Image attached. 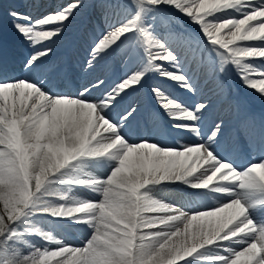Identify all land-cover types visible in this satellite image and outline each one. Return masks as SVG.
Returning <instances> with one entry per match:
<instances>
[{"label":"clouds","instance_id":"9594fccd","mask_svg":"<svg viewBox=\"0 0 264 264\" xmlns=\"http://www.w3.org/2000/svg\"><path fill=\"white\" fill-rule=\"evenodd\" d=\"M236 2L244 8L241 18L219 23L196 20L199 0H186L182 10L220 60L256 73L250 58L264 60V34L259 46L241 42L264 29V0ZM155 44L149 63L159 69L152 61L176 57ZM30 87L35 107L55 105L51 92ZM110 104L92 102L89 139L70 132L43 136L35 122L7 140L0 132L6 145L0 148V264H264V154L243 168L222 156L219 129L202 133L199 107L168 100L167 120L157 114L128 125L129 114L105 115ZM130 128L139 129L134 140ZM184 133L195 141H183ZM259 145L264 153V137ZM89 164L107 167V175L86 172ZM74 185L99 199L72 195ZM38 214L50 218L47 229L29 223ZM77 228L89 232L81 246L56 234ZM27 234L57 246H28Z\"/></svg>","mask_w":264,"mask_h":264},{"label":"bare ground","instance_id":"6f19581e","mask_svg":"<svg viewBox=\"0 0 264 264\" xmlns=\"http://www.w3.org/2000/svg\"><path fill=\"white\" fill-rule=\"evenodd\" d=\"M32 1L39 2L48 7L46 11L41 12L43 13L41 15H38L40 12L37 10L34 11V22L36 19H40L50 12L61 10L63 7L77 2V0H0V5L4 6L6 10L2 16L5 19H9L10 17L7 13L11 8L21 11V9H18L21 8L19 7L21 4L26 5ZM105 2L106 0H86L87 8L82 7L80 11L76 13L75 19L70 17L66 22V31L64 36L59 40V43H56L54 38L30 41L22 34L19 42L9 43L4 40L0 34V49H2L4 44L8 46L7 48L5 46L2 53H0V82H8L0 83V132L4 133L5 140L12 135L13 131L22 135L27 125L33 122L36 123L38 130L43 136L70 132L81 139L90 138L89 133L91 132V124L93 123L92 112L90 110L92 108V101L81 99L76 93L81 85L88 86L91 89L96 84L95 76L99 73L89 72L88 64H85L81 72L77 73L74 71L66 73L62 70L61 77L56 79L54 83H49L46 89H50L51 93L57 97L55 105L44 104L40 107H35L33 92L30 87L31 82L19 79L24 78L26 74H22L17 71V69L26 61V58L34 54L33 50L45 51L47 48H51L53 52L49 53V55L52 57V61L59 67L62 64V60L65 58H75L78 50H83L84 48L90 50V45L93 42V33H99L102 28L107 29V25L112 19V12L110 17H104L107 16V14H101L99 19L95 18V15L98 14L101 9L105 10V8L101 7ZM253 2H255V0H253ZM231 4L236 7H230ZM242 9L243 6L238 4L236 0H199V6L196 9V20L200 21L202 24H207L209 22L219 23L216 21L217 18L224 17L228 13L238 14ZM96 20L101 21L102 24L100 25ZM183 20L188 21L191 27L199 26V24L186 16ZM54 28L55 26L52 24L38 26L36 30L53 31ZM262 32H264V29H261L259 32L249 33L251 38L246 41L258 43L260 40L257 37ZM133 42L134 44L137 43V35L134 36ZM192 43L193 47L198 49V57L202 53L207 63L210 64L214 61L216 66L219 67L220 59H218L212 48H206L210 46L207 45L204 39L201 42L192 41ZM170 48L174 49L176 52L182 53V57L187 59L185 67L182 70H190L189 77L192 78L191 82L195 85L198 80H200V83L195 86V89L190 91V97L187 99V103L191 105L197 102L210 103L208 112L204 115V120L207 122L205 132L207 126H210L212 121H222L225 125L224 135L221 137L224 143L221 145H232L233 150L227 153L220 150L218 147L220 154L234 160L238 167H242L248 161L259 159L261 155L264 154L259 145V140L264 137V96L258 94L257 90L247 87L243 82H240V84L229 83L225 86L223 85L219 95H216L214 92L210 93L209 89H213L214 84L206 83L205 68L192 62L190 51L175 47ZM250 59L261 62L260 58ZM111 61L108 71L115 70V67H117V69L120 67L125 70L126 65L123 61V57L114 54L113 57H111ZM227 66L233 70V73L235 70L238 72V76H242L243 78V75L239 71L240 69L235 65H225L224 67ZM5 76L7 77L6 80L3 79ZM103 77L104 76H101V79H103ZM221 77L222 73L220 74V79ZM226 77L228 78L229 76L227 75ZM89 81L92 83L89 84ZM153 83L154 78L150 77L146 83L149 88L141 90L138 102L150 107L159 117L164 118L163 114L158 113L154 108L155 105L151 97L155 96L153 94H151V97L149 96L151 84ZM157 83L161 84L162 88L164 87L160 80H158ZM111 84L112 81L108 80L105 87H108L110 90ZM205 84H207V89H204ZM166 89L171 92L174 90V85L166 87ZM156 93L157 96L155 99L157 97L160 98V102L157 103V105H162V102L166 100V93L161 91H156ZM100 94V91L91 92L92 96H99ZM9 111L12 117H10L11 114L8 115ZM164 119L167 120V118ZM253 124L257 125L256 133L254 136H250L248 134V128ZM139 134L138 128L129 129V139L134 140ZM182 139L185 142L195 141V137L191 133H184ZM172 142H175V138H173ZM246 144L251 147V150H249L250 153H245L241 156L233 154L237 152L234 151V145L242 147ZM0 148H6V145H0ZM52 150H58V146H53ZM85 171L94 172L97 176L104 177L107 175L108 169L105 166L89 164L85 167ZM259 178L258 175L257 179ZM71 194L85 200L95 201L99 199L96 193L81 185H74ZM158 194L163 195V193ZM42 217V214H38L33 217L29 223L40 227ZM21 234L24 235L23 232H21ZM56 234L61 236L65 243L72 244L73 246H81L89 236V232L83 228H77L75 230L58 229ZM37 237L38 236L33 234H27L29 240L28 246H32L33 243H35V247L39 248L57 246L54 244L46 245V242L38 240ZM32 238L35 239L33 240Z\"/></svg>","mask_w":264,"mask_h":264},{"label":"snow or ice","instance_id":"6c2138e0","mask_svg":"<svg viewBox=\"0 0 264 264\" xmlns=\"http://www.w3.org/2000/svg\"><path fill=\"white\" fill-rule=\"evenodd\" d=\"M185 2L186 0H179V4L173 2V0H106L101 7L112 12V19L108 23L107 29L102 28L99 33H93V42L90 45L92 59L87 61L89 72L99 73L95 76L96 84L91 89L88 86L81 85L76 95L81 99L92 102L110 100L111 104L106 106L105 115L111 119L119 120L125 114H129L124 122L131 125L141 119L154 121L157 115L150 107L138 102L139 94L145 88L149 71L179 82L185 90L193 91L195 85L191 82L192 78L187 76V74L181 75L178 71H169L165 67L157 69L149 63L152 60V54L156 52L153 49L159 48V45L155 44V42L161 41V39L157 38L160 36V33L156 31L158 26L164 29L163 40L165 42L163 46L172 54L173 51H170L169 47L189 50L192 62L205 68L206 83L214 84V88L209 89V92L219 95L223 88L220 74L229 71L230 69H226L224 66L231 64H225L224 61L220 60V65L217 67L214 61L210 64L207 63L202 53L199 57L197 56L198 49L193 47L191 33L178 26V22L186 16V13L182 10ZM191 2L192 0H187V3L190 4ZM82 7V4L71 3L61 10L50 12L45 17L36 19L34 23L30 14H25L19 10L10 9L7 15L12 20V27L28 40L55 38L59 41L66 31L64 22L68 21L70 17L75 19L76 13ZM52 24L56 25L53 31L36 30L38 26ZM137 33L143 43L147 45L148 63L146 65L133 42V38ZM33 51L34 54L26 58V61L17 69L22 74H26L24 78L19 79L39 84L46 90L49 83H54L56 79L61 77L62 68L52 61V57L49 55V53L53 52L51 48H47L45 51ZM114 54L123 57L126 66L123 72L116 74L115 78L120 82L109 90L105 85L110 78L108 69L112 62L111 57ZM175 57V59L164 57L163 59L159 58V60L174 62L177 61V56L175 55ZM152 63L160 65L157 63V59L152 61ZM173 67H177V65L173 64ZM256 67L259 71L252 74L264 77V60H261ZM161 73L164 74L162 75ZM243 74L245 85L257 90L258 94L264 96V86L256 83L257 80H264V78L254 79L252 74L245 72ZM101 76H104L105 79H101ZM3 79L6 80L7 77L5 76ZM88 83L91 84L92 82L89 81ZM155 89L160 88L152 85L150 91L156 97ZM46 91L51 92L50 89ZM92 91H100L101 94L92 96ZM198 107L199 111L197 114L200 116L199 125L202 133L205 135L213 134V129L218 128L219 136L222 137L225 127L222 121H212L205 132L207 122L204 120V115L208 112L210 103L197 102L191 106L193 110ZM256 129L257 125L253 124L248 128V134L254 136Z\"/></svg>","mask_w":264,"mask_h":264},{"label":"rangeland","instance_id":"374dc122","mask_svg":"<svg viewBox=\"0 0 264 264\" xmlns=\"http://www.w3.org/2000/svg\"><path fill=\"white\" fill-rule=\"evenodd\" d=\"M76 3H79V4H82L83 5V8H87V4H86V0H77V2ZM230 7H236L235 5H233V4H231L230 5ZM43 8H45V6H41L40 7V10H42ZM5 8H4V6H1L0 5V32H2V34L6 37V39L7 40H9V39H16V38H20V36H21V34L20 33H18L13 27H12V20H10V19H5L3 16H2V14L3 13H5ZM243 11H244V8L241 10V12L240 13H238V14H236V13H228L226 16H224V17H219V18H217V22H221V21H225L226 19H232V20H234V19H240L241 18V16L243 15ZM99 12V11H98ZM103 15V14H107V16H104V17H110L111 15V11L110 10H107V9H105V10H103V9H101L100 10V12L98 13V14H96L95 15V18L96 19H99V17H101L100 15ZM79 16V15H78ZM185 18V17H184ZM183 18V19H184ZM180 20L179 22H178V26H179V28H181V29H184V30H186L187 32H189V33H191V36L193 37V41H199V42H201L203 39H204V41H206V37L204 36V34H203V32H202V30H201V28L199 27V26H197V27H191L190 26V23L188 22V21H185V20ZM96 21H98L99 22V24L101 25L102 23H101V21H99V20H96ZM22 22V21H21ZM66 22L67 21H65L64 22V24H66ZM54 26H56L55 24H53ZM156 31H157V33H160V36H158L157 38L158 39H161V42L162 43H164L165 41L163 40L164 39V36H163V32H164V29H161V28H159V26L157 27V29H156ZM262 34H264V32H262V33H260L259 35H258V39H259V37L262 35ZM137 35V43L135 44V46H136V48L139 50V53H140V55H141V57H142V59H143V61H144V63H145V65L148 63V54H147V45L146 44H144L143 43V41H142V39L140 38V35L137 33L136 34ZM54 40H55V42L56 43H59V41H57L55 38H54ZM242 44H244V45H246V46H248V47H255V46H259V44H254V43H252V42H249V41H243V42H241ZM167 46V45H166ZM206 48H211V47H206ZM169 50L170 51H173V54L174 55H176L177 56V61H174V62H167V61H162V60H159V58H157V63H159L160 65H161V67H165V68H167L169 71H178V73L179 74H181V75H185L184 73H183V68L185 67V64H186V60H185V58L184 57H182V53H180V52H176L174 49H172V48H170L169 47ZM208 50V49H207ZM153 51H158V49H154ZM80 55H83V53H79ZM218 57V56H217ZM182 58V59H181ZM218 59H220L219 57H218ZM88 60V57L87 56H85V60H83V61H87ZM252 61H254V66H258L259 64H260V61H255V59H251ZM83 63V62H82ZM64 64H67V61L66 60H64ZM173 64H176L177 65V67H173ZM181 67V68H180ZM226 69H230V67L229 66H227V67H225ZM124 71V70H123ZM189 71L190 70H188V73H189ZM240 71V73L242 74V75H244L243 74V72L241 71V70H239ZM185 73H187V72H185ZM227 75H229V77L233 80V82L235 81L236 83H238V82H243V78H242V76L240 77V76H238L239 74H238V72H236L235 70H234V73H233V70H229V71H226L225 73H222V78H221V81H222V83H223V85H226L227 83H230L231 81L229 80V79H227V80H225V78H227L226 76ZM253 75V78L254 79H260V78H263V77H259L258 76V74H252ZM111 76H112V73H110V78H111ZM188 76V75H187ZM150 77H153L154 78V83L153 84H151V86L152 85H156V86H159V88L160 89H155L156 91H161V92H163L164 93V91L166 92L167 91V89H166V87H167V84H169V83H175V84H179V82H175V81H172L170 78H165V77H161L158 73H155V72H152V71H149L148 72V78H150ZM158 80H160V82L161 83H163V85H164V87L162 88V86H161V84H159V83H157V81ZM120 81L119 80H116L115 81V83H114V85L112 86V87H114L115 86V84L116 83H119ZM147 82V81H146ZM199 82L200 81H198V83H196L195 85L197 86L198 84H199ZM148 87V86H147ZM149 88V87H148ZM208 88V87H207ZM206 88V89H207ZM149 93H150V91H149ZM152 93H150V95H151ZM187 97V94H184L183 92H181V90H177L176 89V91L175 92H173V93H169V92H167V99L166 100H164V102H163V105H162V107H164V104L168 101V100H175V101H178V102H180L181 104H183L184 106H186V107H188V105L186 104V102H185V98ZM154 98V100H155V102L156 103H159V97H157L156 99H155V97H153ZM156 103H154V104H156ZM189 109H191V108H189ZM11 114V112L9 111L8 112V115H10ZM10 117H12V114H11V116ZM0 119H1V116H0ZM43 215V214H42ZM49 217L48 216H46V215H43V217L41 218V221H40V227H42V228H45V229H47L48 227H49V223H48V221H49ZM33 240L35 239V238H32ZM37 239L38 240H41L39 237H37ZM33 245H35V243H33ZM72 245V244H71Z\"/></svg>","mask_w":264,"mask_h":264}]
</instances>
